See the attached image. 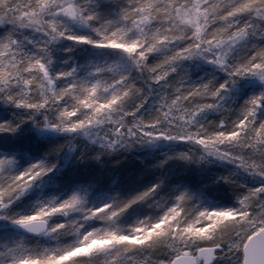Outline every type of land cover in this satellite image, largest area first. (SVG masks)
Wrapping results in <instances>:
<instances>
[{"label":"snow or ice","instance_id":"snow-or-ice-1","mask_svg":"<svg viewBox=\"0 0 264 264\" xmlns=\"http://www.w3.org/2000/svg\"><path fill=\"white\" fill-rule=\"evenodd\" d=\"M0 264H264V0H0Z\"/></svg>","mask_w":264,"mask_h":264},{"label":"trees","instance_id":"trees-1","mask_svg":"<svg viewBox=\"0 0 264 264\" xmlns=\"http://www.w3.org/2000/svg\"><path fill=\"white\" fill-rule=\"evenodd\" d=\"M132 158L133 157L130 156L127 160L123 161L121 167H128L133 164H138V162L135 160H132Z\"/></svg>","mask_w":264,"mask_h":264},{"label":"rangeland","instance_id":"rangeland-1","mask_svg":"<svg viewBox=\"0 0 264 264\" xmlns=\"http://www.w3.org/2000/svg\"><path fill=\"white\" fill-rule=\"evenodd\" d=\"M132 160H134V158H132ZM138 162V161H137Z\"/></svg>","mask_w":264,"mask_h":264}]
</instances>
